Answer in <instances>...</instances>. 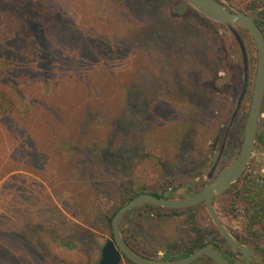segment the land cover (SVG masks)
I'll return each instance as SVG.
<instances>
[{
	"label": "rangeland",
	"instance_id": "rangeland-1",
	"mask_svg": "<svg viewBox=\"0 0 264 264\" xmlns=\"http://www.w3.org/2000/svg\"><path fill=\"white\" fill-rule=\"evenodd\" d=\"M245 2L226 4L246 12ZM236 35L249 63L248 92L238 115L246 120L257 49L240 25H219L185 0H0V75L12 80L11 87L19 83L20 72L36 73L37 67L19 65L24 47L37 41L36 53L51 54L55 75L72 72L94 79L79 95L80 105L90 101L98 113L108 108L102 119H88L91 113H86L74 122L67 112L66 86H56L58 76L44 75L36 90L20 85L28 97L14 114L0 115V264H97L112 238L108 217L120 205L119 188L125 182L169 189L178 193L176 199L203 190L242 90L244 63ZM190 101L215 110L213 134L171 166L162 155L177 156L167 138L180 130L181 119L194 122L193 137L203 132L199 111L189 117L182 113ZM127 104L141 106L131 111L132 119H126ZM21 119L31 120L27 129ZM151 133L157 138L150 142ZM231 140L235 146L228 156ZM241 142L230 130L213 178L239 152ZM145 144L161 169L143 156ZM104 151H122L128 158L112 167ZM246 171L264 176V148L255 146ZM214 205L231 233L246 234L245 219L228 195L217 196ZM183 216L139 208L121 218L122 238L140 255L159 260L170 243L186 234ZM197 220L216 229L205 204H199ZM234 256L244 264L243 256ZM253 258L264 264L263 255ZM121 264L129 263L123 259Z\"/></svg>",
	"mask_w": 264,
	"mask_h": 264
},
{
	"label": "trees",
	"instance_id": "trees-1",
	"mask_svg": "<svg viewBox=\"0 0 264 264\" xmlns=\"http://www.w3.org/2000/svg\"><path fill=\"white\" fill-rule=\"evenodd\" d=\"M218 1H220L224 5H227L226 4L227 2L228 3L233 2V0H218ZM245 9L246 12L244 11L242 12L247 13L248 11L249 15L253 17V19L258 23V25L264 31V0H246ZM24 11L25 10H23V12ZM21 19L24 20L26 18L22 15ZM41 19L39 20L41 21ZM217 24L222 25L220 23ZM227 25L231 26V24H227ZM242 29L245 31L246 34H249L251 36L248 30H246L243 27ZM236 36L237 38L239 37L238 35ZM34 42L35 39L33 40V43ZM29 44L25 46L21 52L22 62L19 66L20 68L22 65L24 66L31 65L32 67L35 68L37 67L35 69L36 73L33 74V76H31L29 75L30 74L29 72H28L29 74L20 72L21 79L19 83L15 82L14 88L11 87L12 80H10L6 75H0V115L1 116L7 115L9 113L14 114L16 111L15 108L19 107L21 102H23L24 99L28 97V93L25 91L27 89V86L31 85L30 87L35 89L36 85L40 86V84L44 82V75H50V74L53 76L51 78L52 80L54 77L58 76V78L56 79V86L58 89L60 88L64 89V86H66V101L69 103L70 106V108H68L69 106L66 104V107L68 109L66 110L71 115L70 116L71 119H75L74 122L79 121V119H83L86 113L87 114L91 113V117L88 116V119H102V117L108 114V108L103 109V107L101 108V111H99V113L95 112L96 110H93V107L91 106L92 103L90 101L85 103L84 106L80 105L79 95H81L83 89L88 88L87 84L88 86H91L93 84L94 79H91L87 75H86L87 77L84 75L82 77L77 78V76L72 72L70 74L61 72L59 75H55L54 71H50V69H54L56 67V65H53V59L51 58V54H47V55L37 54L36 52L39 47V42L37 41L36 43H34V47H32V43L30 41ZM6 73L7 72H3L2 74H6ZM14 73L15 75L19 74L17 72ZM20 85H22L25 90H23ZM28 92L30 93L32 92L31 88L30 91ZM35 105H36L35 103L30 104V110L28 111V115L31 116V113L34 110ZM139 107L141 106L140 105L134 106L131 104H127V106L125 107L126 112L124 111L125 114L127 113V115H125L126 119H132L133 118L132 114L134 113V110L137 111ZM45 110H48V108L46 107ZM164 110H165L164 114H166L168 112V109L164 108ZM181 110L183 114H186L184 115V117L196 116V114H198L199 111L200 114L199 119L204 128H203V132L198 131L194 133L195 137H193V135L190 133V128L194 126V122L189 121L188 119L185 120L181 119L180 130L173 131V133H171L172 135H170L167 138L169 139V141L173 146L175 145V147H173L172 150L175 151V154H177V156L174 157L169 154V156L172 158L171 159V158H167L166 155H162V159L167 160V162H171V166L178 165L180 159L184 158L186 154L193 153L194 148L196 146H199L197 144V141L199 139L204 140L206 139V137L211 136L213 134L212 132L215 125L214 124L215 110L210 105H206L204 102H202V106H201L199 103L197 105V103H195L194 101H190L189 106L184 107ZM131 111H133V113ZM182 113L181 115H179V117L180 116L183 117ZM229 121L230 119H228L227 121V126L229 124ZM21 124L23 125L24 129H27L31 124V120L21 119ZM244 124H245V120L241 116H239L235 121L234 126L231 129V136L236 138L238 141H242L243 139L242 133L244 129ZM196 130L197 129L195 128V131ZM150 135H151L149 136L151 138L150 142L154 141L157 138L156 135L153 136V133H151ZM234 146L235 143L232 140L229 141L226 147V155L230 156V154L233 152ZM256 146L264 148V117L260 119V129L257 137ZM141 151H143L142 148ZM143 152H144L143 156L145 158L150 159L152 162H155L154 165H157L159 167L160 163L158 162L156 153L152 151L151 148L147 146V144H145ZM102 155L106 159V160L104 159L105 163L112 167H117L118 162L120 161L122 162L125 158L126 159L128 158L127 156L123 155L122 151H116V153H109L107 151H104ZM119 189H120L119 190L120 205L116 204L117 206L115 207L112 215L108 217V221L109 224L111 225V229H112L111 221L113 215L122 205L128 203L133 198L144 193H151L160 198H176L178 194V193L175 194V192L170 191L169 189L161 190L160 188H151L145 184L139 185L132 181L123 183L122 185H120ZM200 192H197V194H199ZM188 193H190L189 189H188ZM197 194H192V195L194 196ZM226 195H228V200L232 203L233 208L239 212V214L243 217V219H245L246 222L245 235H235L233 233L232 235L238 241L244 243L251 249L252 257H254V255L257 254L264 256V176L261 174L249 173L248 171H245L243 177L239 181H237L235 184L230 186L226 192L218 196H226ZM143 207H148L149 209L157 208L159 210H167L171 212V215L173 216L184 214L183 222L186 226V230H187L186 234L184 235L182 240H175L169 244L168 249L161 257L163 258V261L169 262V261H173L174 259H177L178 257L181 258L188 256L193 252H195L197 249L209 245L216 248L228 261L229 264H239V262L236 260L234 256V254L240 255V253H238L239 252L238 249L231 246L226 241L225 238L217 237L215 235V233L217 234L219 232L217 228L210 229L201 226L198 223L197 215H198L199 205H195L187 208H181V209H172V208L159 207L153 204H142L131 209L129 212L135 211ZM124 241L134 253H136L138 256L142 257L143 259L153 262L158 261L140 255L138 252H136L133 249L129 240H124ZM222 242L228 244L231 249H224ZM203 259L214 262L209 256L203 254V256H201L196 261L190 264H194L197 261H201ZM126 261H128L129 264H135L128 259H126ZM214 264L216 263L214 262ZM244 264H245V259H244ZM253 264H257L254 258H253Z\"/></svg>",
	"mask_w": 264,
	"mask_h": 264
},
{
	"label": "water",
	"instance_id": "water-1",
	"mask_svg": "<svg viewBox=\"0 0 264 264\" xmlns=\"http://www.w3.org/2000/svg\"><path fill=\"white\" fill-rule=\"evenodd\" d=\"M200 14L206 18L220 24L240 25L251 34L257 49V65L253 83V91L248 114L243 129V139L239 152L232 158L230 163L225 166L213 178L218 162L223 154L226 140L232 129L242 105L247 95L249 85V63L248 56L243 41L238 37L243 54L244 79L242 90L238 97L235 109L230 117L229 124L226 128L224 140L222 142L219 155L213 167L211 168L208 178L210 182L203 190L192 197L184 199L160 198L151 193H144L133 198L128 203L122 205L112 217V238L109 239L102 247L101 257L97 264H121L123 259H128L135 264H190L201 256H209L216 264H229L223 255L214 247L206 245L197 249L192 254L169 262L160 258L157 262L148 261L134 253L122 238L120 221L121 218L131 209L142 204H153L163 208L181 209L199 204H205V208L213 224L220 232L221 236L236 249L245 259V264H253L251 249L244 243L238 241L225 225L214 205V199L228 190L230 186L239 181L250 162L253 151L257 143V137L260 129V117L264 104V31L258 23L249 14L240 10L233 9L222 4L218 0H185Z\"/></svg>",
	"mask_w": 264,
	"mask_h": 264
},
{
	"label": "bare ground",
	"instance_id": "bare-ground-1",
	"mask_svg": "<svg viewBox=\"0 0 264 264\" xmlns=\"http://www.w3.org/2000/svg\"><path fill=\"white\" fill-rule=\"evenodd\" d=\"M248 87H249V85H248Z\"/></svg>",
	"mask_w": 264,
	"mask_h": 264
}]
</instances>
